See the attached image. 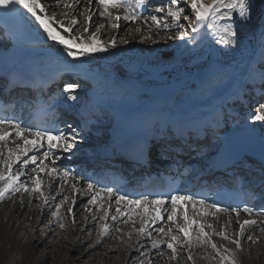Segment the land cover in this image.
I'll list each match as a JSON object with an SVG mask.
<instances>
[{"label":"snow or ice","instance_id":"snow-or-ice-1","mask_svg":"<svg viewBox=\"0 0 264 264\" xmlns=\"http://www.w3.org/2000/svg\"><path fill=\"white\" fill-rule=\"evenodd\" d=\"M81 3L86 5L81 12L84 17V28L83 32L77 35L72 34L79 24L75 15H71L69 19V13L65 12L62 14L64 19L56 20L54 15L48 14L49 8L61 6V0H55L54 4H45L42 0H0V10H2L0 18L19 16L22 20H26V12L34 18L48 40L61 45V51L83 67L87 61L94 58L95 54L108 53L110 49L117 47L115 35L108 40L100 38L102 30L106 27L103 23L97 25L96 30L90 35L88 34L94 15L98 13L101 18H106L109 22L107 26L119 31L121 20L130 23L140 21L143 15L140 10H147L151 0H70V2L66 0L63 7L76 9ZM93 3L97 6L96 9L92 8ZM255 3L256 0H209L208 3H205V0H167L164 6L156 7L153 14L143 17V24L147 26L149 34L142 35L140 39L152 40L150 33L153 29L158 33L161 30L177 28L179 39L188 44L195 45L200 40L212 39L216 44L238 48L241 46L245 29L252 26L256 18ZM182 4L184 6H181ZM259 8L260 13L264 14V0H259ZM121 9H123L122 15ZM54 24L62 31L54 27ZM131 31L140 33L142 28L137 26ZM261 36L264 37V28L261 30ZM174 38L160 37L161 40ZM120 43L128 44L129 40L121 37ZM89 71L90 69L84 70L85 78ZM0 80L3 81L0 84V203L12 200L14 210L16 203H20L21 207L24 206L23 197L27 195L29 210L33 206L32 200L35 199L40 201L35 207L41 213L44 209L51 213L53 219L44 225L45 228L56 223L63 229L67 227L65 216L61 214L63 206L68 205L67 215L75 225L76 195L89 197L84 209L92 213V222L97 225L96 239L89 248L95 249L99 246L103 239L110 235L113 227L117 233H121L114 237L117 240H121L122 236H127L131 240L132 233H136L139 238H146L150 247L146 248L138 242V246L129 245V248L138 251L139 257L142 258H137L134 264H152L153 251L160 252L163 256L164 248L171 253L167 257L168 260L178 261L182 249L187 259L195 264L192 250L201 246L212 250L204 258L218 259V264H241V254H247L250 258V253L243 247L242 239L247 236L249 242L257 243L259 238L247 233L253 228L264 232V220L240 221L239 216L241 213L248 216H264V206L253 207L248 203L243 207L223 206L220 202H210L206 197L182 191L167 177H148L145 184L158 183L161 190L141 192L138 195H130L117 185L97 187L98 181L88 182L85 188H80L79 182L90 178L78 172L74 174L72 169L64 165V161L75 155L83 140V129L73 127L71 123H66L64 128H60L56 123V102L52 98L45 101L27 95L29 90L39 91L34 87L37 81L30 73L0 72ZM245 80L246 83L255 84L259 81L264 85V64H261L259 69L250 70ZM80 87L79 82H65L62 89L63 98L67 101L77 100V90ZM259 94L264 95V90ZM17 108L21 113L27 112L29 118L25 120L19 115L4 114L15 112ZM43 116H51L53 124L48 126L47 123L42 122ZM248 119L253 123L264 124V103H260L255 112L250 113ZM10 144L13 146H9ZM154 146L158 153L164 147L160 142L154 145L150 141H142L138 147L139 160L146 161ZM30 166L29 173L27 169ZM261 171L264 172V152L261 155ZM44 176L48 177L47 182L43 179ZM57 180L60 181L58 194L64 192L65 186L71 188L73 192L71 203L68 196H64L59 203L55 202L57 197L51 194V189ZM17 194H19L18 200ZM260 195L264 196V193ZM169 204L170 212L167 207ZM188 205L196 210L195 216L188 215L186 210ZM93 207L96 209L95 213ZM218 213L228 216V225L232 223L233 214L237 217V231L234 237L224 230L227 225L216 231L212 230L211 224L201 220L203 216H216ZM165 217L169 226L159 227ZM84 219L87 222V216ZM178 220L182 223H178ZM120 224L130 225V230L123 232L119 227ZM206 228L211 231H205ZM84 230L87 231L86 228ZM41 231L43 234V229ZM153 232L160 238L154 237ZM213 236L221 237L235 247L217 245L212 239Z\"/></svg>","mask_w":264,"mask_h":264},{"label":"bare ground","instance_id":"bare-ground-1","mask_svg":"<svg viewBox=\"0 0 264 264\" xmlns=\"http://www.w3.org/2000/svg\"><path fill=\"white\" fill-rule=\"evenodd\" d=\"M64 2L66 0H61V6L56 7L58 8L57 15H55L56 20L64 19L62 14L65 12L69 13V19L71 15H75L79 20V24L75 27L72 34L82 33L84 17L81 12L86 5L81 3L76 9H71L63 7ZM67 2H70V0H67ZM42 3L54 4L55 0H42ZM96 7L95 3H93L92 8L96 9ZM21 11L24 10L21 9ZM120 12L122 15L123 9ZM25 16L26 20L21 18L20 20L21 25L27 28L28 34L24 33L22 27L11 26V24H5L0 29V34L2 35L0 39V60L16 56L17 53L13 49L19 44L26 45L29 52L37 57H42L43 52L66 55V53L61 51V45L52 41L49 42L46 34L35 23L34 18L26 12ZM141 22L143 23V20L138 23L120 21L121 28L127 24H129V28L133 27L134 29L137 26L142 28L140 33L127 32L128 34H124L129 43L122 44L116 36L117 34L115 35L117 30L107 26L109 22L106 18H101L97 13L92 19L89 35L96 30L97 25L103 23L106 27L102 30L100 38L108 40L113 35L117 37V47L115 49H110L108 53L95 54L94 58L87 61L82 68L83 70L90 69L93 72L91 78L88 79V85L90 87L89 93L95 96L96 104H102L105 100L110 101L111 125L108 126L104 135H99L98 133L91 137L92 140H88L93 142L91 149H94L93 153H98L99 150H112L113 142L119 135L118 131L124 126L133 123L130 119L133 111L138 114V118L135 121L139 124L136 127L141 128V125H143L147 129V133L166 134L169 127L180 126L185 128L190 134L202 136L203 132H211L213 129H215V134L218 133L219 128L229 118L234 120L239 117L237 107L240 104H244L256 96L264 98V95L259 94L261 92L257 86L259 81L253 84L246 83L245 80L250 70L253 68L259 69V65L264 64V50L260 46L250 45L248 49H245L242 46L232 48L211 41H203L202 44L197 43L195 45L180 41L174 43L171 48H167L158 44V42L160 43L161 35L155 29L150 33L152 40H157L154 45L152 40L141 41L140 37L142 35L149 34L147 26L141 24ZM54 27L62 31L58 25L54 24ZM28 35L35 36L36 43L29 44ZM103 35L106 38H103ZM60 89L62 91L63 86ZM79 102L81 103L73 109L81 108L79 118L82 120L81 125L83 127V125L92 123V118L95 116L94 105L89 100L85 104L84 101L79 100ZM172 137L174 135L167 134L166 142L170 144L164 146L167 150L163 148V153H167L170 157H175L177 151L171 148H175L177 145L175 141H171L173 140ZM83 139H85L84 136ZM208 140V137L204 140L206 145L209 144ZM216 140L213 150L207 148L206 152L203 151L199 154L187 152L185 153L186 159L192 160L196 167L202 169L216 155L231 153L242 155L243 161L240 162V167L242 169L249 168L254 173L253 176H255L256 180L261 181L264 173L261 171V155L264 152V129H258V127L252 126L251 122H249L244 128L225 133L220 138L217 137ZM197 141L198 138L196 136L193 137L192 145H197ZM85 143L82 140L75 151V155L65 160L64 164L71 162L72 158L93 156L94 154L86 148ZM9 146L13 145L10 144ZM156 153L159 154L158 152ZM87 160L89 159L87 158ZM249 170H241L242 172L245 171L241 175H245L246 172L249 173ZM27 171L31 172V166ZM43 179L47 182L48 177L44 176ZM59 185V180L54 182V186L51 189V191H55L54 193L51 192L53 196L58 194ZM78 187L85 188L86 182L81 180ZM45 191H48V189H45ZM64 196H68L69 203H71L73 192L70 187L65 186L64 192L58 194L55 202L59 203ZM16 199H19V194H17ZM28 199L29 197L25 195L23 197L24 206L21 207L20 203H16L14 210L12 209V200L0 203V264H40V258L31 260L34 246L30 247L27 246L28 243L26 244L28 241L26 234L34 231V228H29L28 225H36L41 233L43 229V233H46V231L53 232L57 238L70 241L73 247L75 246L72 250L79 252L78 254H81L78 249L79 242L77 240L74 241L73 237L78 234L80 241H88L91 238L89 244L95 241L97 225L92 222V213L85 212L84 209L89 197L76 195L77 203L74 208L75 225L72 224L71 217L67 215L68 205L63 206L61 214L65 216L67 224V227L63 229L56 223L45 228L44 225L50 219H53L51 213L47 209H44L43 213H41L35 207L40 201L35 199L32 200L33 206L29 210ZM82 201H85V203L81 204ZM167 207L170 212L171 205L169 204ZM53 210L55 209L53 208ZM80 210L84 212L82 213ZM186 210L190 217L196 215V210L191 205L186 206ZM179 211L178 209V215ZM95 212L96 209L93 207V213ZM42 215L47 216V218H43ZM85 216L88 218L87 222L84 219ZM262 218L264 217L245 216L239 217V220H264ZM201 220L206 224H211L213 226L212 230L216 231L227 225L224 230L233 237L237 231V217L234 214L230 225L227 224L228 216L223 213H218L216 216L206 215L201 217ZM109 222L111 223V221ZM177 222L182 223L181 220ZM77 226L78 229L76 228ZM138 226L139 223L137 222ZM158 226L168 227L167 218L165 217V220ZM119 227L123 232L130 230V225L120 224ZM85 228L87 231L84 230ZM92 228L95 235L92 234ZM193 231L195 232V229ZM205 231L211 230L206 228ZM260 232L258 228L248 230L247 234L259 238V241L255 244L248 240V244L242 242L243 247L250 253V258L247 254H241V264H264V233ZM134 234L136 233H132L131 240L127 236H122L121 240H117L114 237L121 235V233H117L115 227H113L110 235L105 237L99 245L103 247L105 257H117L119 260L118 264H131L129 253L139 255V252L130 249V244L137 246L138 244H143L145 247H150L146 238L138 240ZM154 237L160 238L159 235ZM245 237L247 238V236ZM212 239L217 245H224L228 248L235 247L234 244L225 241L221 237L213 236ZM162 251L163 256L160 255V252L153 251L152 264H192L182 249L180 250L178 261L167 259L171 253L166 248L162 249ZM192 251L195 257V264H218V259L208 260L204 258L212 252L211 248L206 246L194 247ZM200 260L203 261L201 262ZM105 264H109V262Z\"/></svg>","mask_w":264,"mask_h":264},{"label":"rangeland","instance_id":"rangeland-1","mask_svg":"<svg viewBox=\"0 0 264 264\" xmlns=\"http://www.w3.org/2000/svg\"><path fill=\"white\" fill-rule=\"evenodd\" d=\"M208 2H209V0H205V3H208ZM166 3H167V0H151V4H152V6L150 7L151 10L148 12V15H146L144 17L150 16L151 14H153L154 9L156 7L164 6ZM181 6H184V5L182 4ZM57 9L58 8H56V7L55 8L54 7L49 8L48 14L54 15V16L57 15V12H58ZM188 12H190V9L188 10ZM254 16L256 18L253 21V25L248 27L247 29H245V31L243 33L241 46L245 49H248L250 45H258L261 47L262 43L264 44V37L261 36V30H262V28H264V14L260 13L259 0H256V3H255ZM141 20H143V18ZM181 22H184V21H181ZM184 23H187V22H184ZM141 24H143V23L141 22ZM128 25L129 24L122 27L120 31H116L115 35L117 34L116 36L119 39L121 37H125V35L128 34L127 32L133 33L131 31L133 29V27L129 28L130 26H128ZM170 29L161 30L158 33H159V35H161V37H164V35H165V36H173L175 38L171 39V40H168V39L160 40V43L161 42L162 43L160 44L158 42L159 45H161L163 47L171 48L174 43H178L181 41L178 37L179 29H177V28H170ZM189 34L191 35V33H189ZM102 37L106 38V37H104V35ZM0 39H1V37H0ZM152 41L157 42V40H152ZM203 41L204 42L205 41L214 42L212 39H204V40H200L199 43L202 44ZM155 42H153V45ZM263 47H264V45H263ZM34 57H37V56H34ZM80 85H81V83H80ZM257 86L260 88L261 91L264 90V85H261L260 83H258ZM86 87H87L86 85H83L77 90L78 99H80L81 101H82V98L84 96V88H86ZM255 98H258V97L256 96L253 99H249L248 102H246L244 104H240V106L237 107L238 111H239V117L240 118L237 117L239 119L236 118L234 120H230L232 118H229L230 121L228 120L225 123H223L222 126L219 128L218 133L215 134V136L218 137L219 135L220 136L225 135V133H231L233 131L240 130V129L244 128L247 123L251 122L250 119H248L250 113H254L256 108L258 107V105L260 103H264V100H263L264 98H258L257 100H254ZM87 101L88 100H84V104ZM110 124H111V119H110L109 115L107 113H102V115L99 117L97 124H96V129H97V132L99 133V135L100 134L104 135L105 132L107 131V126ZM251 124H252V126H255L256 128L258 127V129H260V128L264 129V124H261L259 122H256V123L251 122ZM220 129H221V131H220ZM214 130L215 129H213L211 131L212 134L214 133ZM211 132H209V133H211ZM219 132H220V134H219ZM83 140H85V139H83ZM209 140H211V139L209 138ZM209 140H208L209 144L207 145V148L213 150L214 146H215L214 144L216 142L211 144L212 141L209 142ZM215 141H217V140H215ZM51 192L54 193L55 191L53 190ZM56 197H58V194H56ZM84 203H85V201L81 202V204H84ZM85 205H86V203H85ZM81 212L83 213L84 211L82 210ZM42 216H43V218H47V216H45V215H42ZM240 216H243V214H241ZM262 219H264V218H262ZM28 227L34 228V231L28 232L26 234L28 237V241L26 242V244L28 243L27 246H30V247L34 246V252H32L33 254L31 255V260H34V259L37 260L40 258L41 259L40 264H105L107 262H109V264H118L119 263V260L117 257H113V256L105 257V251H104L102 246H97L95 249L89 248V245H90L89 243L91 241V238L88 241H80L78 234L75 237H73L74 241L77 240V242H79L78 249L80 250L81 254H78L79 252L72 250L75 246L73 247V244H71L70 241H67L65 239L61 240L60 238H57L53 232L46 231V233L42 234L39 231V229L36 227V225H28ZM76 228L78 229V226ZM91 231H92V234L95 235L93 228ZM78 232H81V231H78ZM260 233H264V232H260ZM153 235L158 236V234H156L155 232H153ZM47 236H49V237H47ZM134 236L137 237L138 240L140 239L137 236V234H134ZM242 242H245L246 244H248L247 238L246 237L243 238ZM129 256L131 258V259L129 258V261L131 264H134V262L137 260V258H140L138 254H134V253H129ZM200 261L202 262L203 260H200Z\"/></svg>","mask_w":264,"mask_h":264}]
</instances>
